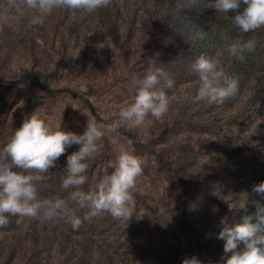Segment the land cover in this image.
Masks as SVG:
<instances>
[{
  "label": "trees",
  "instance_id": "trees-1",
  "mask_svg": "<svg viewBox=\"0 0 264 264\" xmlns=\"http://www.w3.org/2000/svg\"><path fill=\"white\" fill-rule=\"evenodd\" d=\"M210 2L112 0L109 7L91 15L83 11L57 10L46 19V27L39 28L43 34L37 35L36 27L30 29L25 55L27 63L35 66L51 31H59L60 40L64 42L74 28L82 29L89 17L95 16L126 58L130 57L131 43L135 40L139 45L136 66L142 65L148 70L155 64L174 81L172 89L163 86L172 96L170 111L175 109L173 113L169 111L163 122L155 120L144 138L132 127L119 131L133 142L136 150L154 157L177 184L178 231L173 235L172 246L160 242L159 208L145 202L153 218L147 224L150 231L141 232L142 226L138 225V215L143 208L139 205L141 195L134 191L135 207L129 220L114 219L108 213L85 219L89 209L73 203L69 199L72 190L61 187L59 172L67 161L61 155L56 161L57 167L49 169L48 173L34 169L25 171L15 166L11 170L24 175H47L49 179L40 187L41 197L68 202L82 221L80 228L73 231L62 222L53 226L34 217L9 216L8 225L0 228V264H182L183 259L193 256L201 264H225L230 253L224 252L225 241L217 238L223 227L221 221L226 218L228 226L235 227L243 223L244 216L264 206V198L254 193L253 188L236 195L223 190L221 186L228 183V178L222 174L224 170L219 169L223 160L226 161L225 156L234 152L241 156L261 153L262 144H256L251 132L264 124V27L242 33L230 19L236 12H216ZM244 7L242 4L237 11L242 12ZM87 29L90 28L83 30ZM6 33L5 27L0 26V62L11 55ZM238 37L257 42L255 51L248 53L243 63L227 52L230 40ZM201 55L216 61L238 80L236 95L222 105L193 102L200 84L193 64ZM3 65L0 64V83L6 87L35 88L51 98L71 94L100 118L85 93L54 88L28 67L22 69L21 77L5 79ZM185 85L192 87L188 100L181 98L179 90ZM194 130L212 138L220 137L221 141H207L201 149L197 141L184 138L186 132ZM207 154L212 155L207 158ZM93 161L92 157L88 160V181L82 188L85 192L95 191L99 183L94 180ZM261 183L264 178L254 182L255 186ZM205 206L215 207L217 216L205 215L202 211ZM143 225L145 227L146 223Z\"/></svg>",
  "mask_w": 264,
  "mask_h": 264
},
{
  "label": "clouds",
  "instance_id": "clouds-1",
  "mask_svg": "<svg viewBox=\"0 0 264 264\" xmlns=\"http://www.w3.org/2000/svg\"><path fill=\"white\" fill-rule=\"evenodd\" d=\"M9 3L15 8V13L0 17V26L20 24L22 17L26 16L25 27L31 29L42 26L57 10L94 13L109 7L112 0H9ZM210 4L216 12H236L230 19L242 33L264 27V0H211ZM242 4L246 7L238 12ZM256 46L255 39L238 37L230 40L227 52L243 63L246 55L254 52ZM193 69L200 81L193 102L222 105L236 95L238 80L227 74L213 59L201 55L193 64ZM121 75L132 77L137 92L133 101L122 107L118 118L112 122L103 124L94 117L88 118L83 134L78 135L62 131L61 122L51 125L34 113L14 131L9 142L0 150V228L8 225L9 216L34 217L53 226L62 222L70 225L73 231L80 228L82 221L68 202L60 198L41 197L40 187L49 179L47 175H24L11 170L15 166L25 171L34 169L48 173L49 169L57 167L56 161L72 145H78V151L67 156L66 166L59 172L61 187L72 190L69 199L81 208L89 209L85 219L101 213H108L114 219H130L135 207L133 190L137 179L144 173L143 165L147 158L135 155L133 142L129 140L128 146L119 151L114 171L100 179L95 191L85 192L82 188L88 181V160L99 151V141L105 133L118 138L121 128L150 123L149 116L163 122L170 111L171 97L156 86L164 80V87L172 89L174 81L155 64L149 67L142 79L135 78L126 66L121 68ZM182 99L188 100L189 97L185 95ZM152 162L155 163L154 157ZM253 192L264 198V183L254 186ZM221 224L223 227L217 238L225 241L224 252L231 253L225 264H264V206L258 207L252 215L244 216L243 223L235 227H229L226 220H222ZM241 244L243 248L239 249ZM182 264H201V261L193 256L183 259Z\"/></svg>",
  "mask_w": 264,
  "mask_h": 264
},
{
  "label": "rangeland",
  "instance_id": "rangeland-1",
  "mask_svg": "<svg viewBox=\"0 0 264 264\" xmlns=\"http://www.w3.org/2000/svg\"><path fill=\"white\" fill-rule=\"evenodd\" d=\"M14 13L15 8L9 0H0V17ZM87 14L91 15V13ZM46 21L42 26L36 27L37 35L43 34L39 28H45ZM26 23L27 17L25 16L22 17L20 24L4 26L11 55L0 62L5 68L2 77L13 79L16 76L19 78L24 74L22 69L28 67L33 74L42 77L54 88L85 93L100 118H96L77 97L71 94L51 98L35 88H8L0 83V147H5L14 131L21 127L24 119L30 118L34 113L51 125L61 122L62 131L81 135L88 118L94 117L97 122L103 124L110 123L118 118L122 107L133 101L137 88L132 84L131 76L125 78L121 75V68L126 66L137 79L144 78L148 71L142 65L136 66L135 64L139 59L137 53L139 45L135 43V40L131 43L130 57L126 58L109 38L102 22L97 17L91 16L82 29L74 28L64 42L60 40L59 31H51L49 39L42 45V53L34 66L31 62L27 63L25 55L26 41L29 39L30 32V29L25 27ZM86 27L90 29L85 32L83 29ZM164 85L165 81L161 80L156 87L164 90ZM179 90L182 91V98L185 95L190 96L192 87L185 85ZM166 94L168 95L167 92ZM170 97L172 100V96ZM172 106L173 103L170 104V108ZM174 110L170 112L173 113ZM148 120L151 122L132 127L140 137L144 138L148 127L155 121L150 116ZM251 137L254 138L256 144H262L261 153L258 156H241L238 152H234L232 155L225 156L226 161L223 160L224 163L220 165L219 169L224 170L222 174L228 178V183L221 186L226 192L235 195L245 194L247 190H252L258 178H264V124L254 127ZM184 138L197 141L201 149L207 141H221L220 137L212 138L210 135L201 134L195 130L186 132ZM128 141L129 139L122 132L118 138H114V134L105 133L103 139L99 141V151L92 156L96 183L114 171L119 151L128 146ZM78 148V145H72L62 156L67 159V156L78 151ZM134 149L135 155L147 158L143 165L144 173L137 179L136 188L133 190L141 195L139 205L143 207L138 215V225L142 226L141 232H149L147 224L153 217L143 203L148 202L157 206L160 220L159 240L170 247L174 244L173 235L178 231L175 212L178 186L168 173L159 167L156 160L153 163L151 156L136 150L135 147ZM211 155L207 154L206 157L209 158ZM202 211L206 212L205 215L217 216L215 207L205 206ZM224 220L227 221L226 218ZM143 223H146L145 227ZM242 248L241 244L239 249Z\"/></svg>",
  "mask_w": 264,
  "mask_h": 264
}]
</instances>
